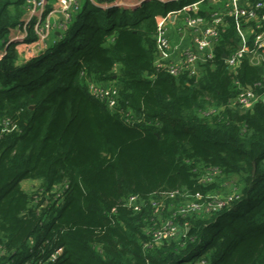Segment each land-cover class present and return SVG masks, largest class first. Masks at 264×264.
<instances>
[{"label":"trees","instance_id":"16d2710c","mask_svg":"<svg viewBox=\"0 0 264 264\" xmlns=\"http://www.w3.org/2000/svg\"><path fill=\"white\" fill-rule=\"evenodd\" d=\"M197 1L209 7L81 0L36 48L32 26L21 42L6 39L25 0H0V264H264V102L231 103L242 89L263 92L264 68L245 56L227 69L232 18L198 77L154 66L159 18ZM92 82L117 86L113 109L91 95ZM216 176H237L238 197L212 213L172 215L183 195L215 193ZM24 179L39 181L34 192ZM152 200L164 203L159 215ZM165 220L188 229L157 244ZM58 246L63 254L47 261Z\"/></svg>","mask_w":264,"mask_h":264},{"label":"built area","instance_id":"2783aa9c","mask_svg":"<svg viewBox=\"0 0 264 264\" xmlns=\"http://www.w3.org/2000/svg\"><path fill=\"white\" fill-rule=\"evenodd\" d=\"M77 0H25V13L22 17V24L10 32L8 41L21 42L27 35L28 28L32 26L35 35L38 38V48H44L48 45L46 41L50 36V31L57 22L53 20L59 15V21H69L72 19L71 11L77 8ZM176 1V0H174ZM214 0H207L211 3ZM230 6L228 10L222 12L211 10L209 4L205 15L199 14V5L201 1L184 6L182 10L190 14L185 17L183 27L190 31V40L185 45L171 44L169 40V26L171 16L175 19L173 11L166 16L159 18L157 22L156 48L157 57L154 62L156 68H163L167 73L174 77L186 75L187 77H198L201 71V64L210 60L214 55L215 45L220 40L221 34L229 26V19L232 18L237 37V45L229 53L224 55V62L230 72H236L242 58L247 56L252 65H261L264 68V2L262 0H228ZM207 5V4H206ZM204 5V6H206ZM198 7V8H197ZM201 9V8H200ZM58 13V14H57ZM172 14V15H171ZM64 26V27H63ZM59 27L66 28L65 23H60ZM252 56V57H251ZM264 80V71H263ZM89 92L96 99L102 101L109 109L116 106L117 86L113 83H90ZM264 102V90L257 94L254 89L248 87L242 89L235 98L231 100L232 104L242 107L251 106L255 101ZM214 112L212 108L203 111L204 114ZM59 187H55L53 197L58 203L60 193ZM176 192L164 193L166 198H173ZM185 200L179 202L172 215H179L181 218L199 213L198 215L212 213L223 208L231 200L238 197L233 195L229 200H221L214 193L208 194L207 199L203 200L202 195L194 194L183 195ZM187 200V201H186ZM127 206L133 211H139L143 202L136 195H131L126 200ZM155 214L159 215L160 210L164 208V203L156 200L151 201ZM188 229L187 222L182 226L165 220L161 228L154 232L153 241L161 243L164 238H171L179 234H184ZM32 243V239H30ZM63 254V248L58 246L49 253L46 259L49 262H55ZM45 261H39L43 264ZM24 264H34L25 262ZM199 264H206L200 260Z\"/></svg>","mask_w":264,"mask_h":264},{"label":"rangeland","instance_id":"374dc122","mask_svg":"<svg viewBox=\"0 0 264 264\" xmlns=\"http://www.w3.org/2000/svg\"><path fill=\"white\" fill-rule=\"evenodd\" d=\"M80 1L81 0H77L76 1L77 8L74 11H71L72 15L74 14V12H76L78 10ZM120 4H124L125 6H129L130 7L133 4H137V3L132 1V0H122V1L120 0ZM209 4L212 5L211 6V10H217V11H220V12H222L224 9L228 10V7L230 6L228 0H214V1H211V3H209ZM200 8L201 9L204 8L202 3H201V5H199V9L198 10H201ZM204 9L208 10L207 8H204ZM190 12L191 11L187 12L185 10H182L180 12L175 13V23H174V25H172L171 29H170V26H169L170 22L168 23L169 34H170V30H171V38H170V35H169V40L173 42V45H175V43H177L176 41L178 39H182V41L185 42V43H188V41L190 40V31L184 29V27H183L184 19H185L186 16L191 15V14H189ZM60 16L61 15H59L57 17V15H56L53 18V20H55V22H57V23H56V25L54 24L53 28L50 31V36H49V38L46 41L50 40L52 42V40H54V37L56 35H59L60 31L65 29V28H63L64 26L63 27H59L60 23H65V26L67 27V25L72 21V19H70L69 21H66V22L65 21H59L58 18H60ZM179 33H181V36L178 35ZM6 39H8V36L6 37ZM38 43L35 46L36 48H38ZM183 45H181V46H183ZM0 57H1V52H0ZM239 107L246 109V108H249L250 106H248V107L239 106ZM215 179H217L216 182H217V185H218V189H217V191L214 194L218 198H220L223 201L224 200H229V198L233 197V195L236 194V186L233 183H234V181L238 180L237 176H231L229 178H225V177H222V176L221 177H217L216 176ZM23 187H24L25 190H27V192L32 193L38 187V182H36V181H32V182L31 181H26L25 183H23ZM192 214H199V213H192Z\"/></svg>","mask_w":264,"mask_h":264},{"label":"crops","instance_id":"0c3cea01","mask_svg":"<svg viewBox=\"0 0 264 264\" xmlns=\"http://www.w3.org/2000/svg\"><path fill=\"white\" fill-rule=\"evenodd\" d=\"M132 1H134V2H136V3H139V1L140 0H132ZM23 17V16H22ZM53 19V18H52ZM171 19V18H170ZM174 23H175V19H171L170 20V23H169V26H170V29H171V27H172V25H174ZM12 31V30H11ZM10 31V32H11ZM10 32H9V34H8V39H9V35H10ZM170 38H171V30H170ZM178 35H180L181 36V33H179ZM172 44H173V42L172 41H170ZM177 43H175V44H179V45H183L185 42H183L182 41V39H178L177 41H176ZM186 44V43H185ZM184 44V45H185ZM0 52H1V55L5 52V50H4V48L3 49H1L0 50ZM26 181H36V182H38V184H39V181L38 180H30V179H24V180H21L20 181V185H21V187H22V189H24V187H23V183H25ZM25 190V189H24ZM26 192H27V190H25Z\"/></svg>","mask_w":264,"mask_h":264},{"label":"water","instance_id":"95a60500","mask_svg":"<svg viewBox=\"0 0 264 264\" xmlns=\"http://www.w3.org/2000/svg\"><path fill=\"white\" fill-rule=\"evenodd\" d=\"M173 18V16H171V19Z\"/></svg>","mask_w":264,"mask_h":264}]
</instances>
